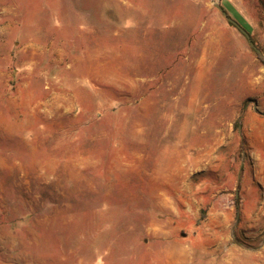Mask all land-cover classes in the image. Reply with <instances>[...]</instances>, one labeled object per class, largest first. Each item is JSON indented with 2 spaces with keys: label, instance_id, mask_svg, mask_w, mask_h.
Here are the masks:
<instances>
[{
  "label": "rangeland",
  "instance_id": "374dc122",
  "mask_svg": "<svg viewBox=\"0 0 264 264\" xmlns=\"http://www.w3.org/2000/svg\"><path fill=\"white\" fill-rule=\"evenodd\" d=\"M217 5L264 57V0H0V264H264V63Z\"/></svg>",
  "mask_w": 264,
  "mask_h": 264
},
{
  "label": "water",
  "instance_id": "95a60500",
  "mask_svg": "<svg viewBox=\"0 0 264 264\" xmlns=\"http://www.w3.org/2000/svg\"><path fill=\"white\" fill-rule=\"evenodd\" d=\"M217 8L221 11V13L230 21V22H232L233 24H235L237 27H239V29L245 34V36L247 37V39H248V41H249V43L251 44V46L255 49V50H257L258 52H259V50H258V48L254 45V43L252 42V40H251V38H250V36H249V34L243 29V28H241L234 20H232L231 18H229L228 17V15L226 14V12L224 11V9L223 8H221L219 5H217Z\"/></svg>",
  "mask_w": 264,
  "mask_h": 264
},
{
  "label": "crops",
  "instance_id": "0c3cea01",
  "mask_svg": "<svg viewBox=\"0 0 264 264\" xmlns=\"http://www.w3.org/2000/svg\"><path fill=\"white\" fill-rule=\"evenodd\" d=\"M179 215V214H178ZM176 227V226H175ZM175 227H170L167 228V230H161V231H169L171 234H175L178 232V228ZM163 233V232H161ZM167 234H157V236H166ZM194 237V236H193ZM197 237V236H196ZM180 239H183V237H180ZM170 245V244H169Z\"/></svg>",
  "mask_w": 264,
  "mask_h": 264
},
{
  "label": "trees",
  "instance_id": "16d2710c",
  "mask_svg": "<svg viewBox=\"0 0 264 264\" xmlns=\"http://www.w3.org/2000/svg\"><path fill=\"white\" fill-rule=\"evenodd\" d=\"M256 55H257V57L264 63V57L261 55V53L260 52H258L257 50H256Z\"/></svg>",
  "mask_w": 264,
  "mask_h": 264
}]
</instances>
